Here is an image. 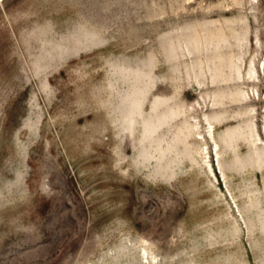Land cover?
<instances>
[{"label": "rangeland", "instance_id": "374dc122", "mask_svg": "<svg viewBox=\"0 0 264 264\" xmlns=\"http://www.w3.org/2000/svg\"><path fill=\"white\" fill-rule=\"evenodd\" d=\"M0 264H264V0H0Z\"/></svg>", "mask_w": 264, "mask_h": 264}, {"label": "bare ground", "instance_id": "6f19581e", "mask_svg": "<svg viewBox=\"0 0 264 264\" xmlns=\"http://www.w3.org/2000/svg\"><path fill=\"white\" fill-rule=\"evenodd\" d=\"M211 135V134H210ZM211 137V136H210ZM214 145H216V144H214ZM200 153H202V151H201V149H200ZM216 154H218V152H216ZM206 156V153L205 152H203V154H202V157H205ZM206 158H204L203 160H205Z\"/></svg>", "mask_w": 264, "mask_h": 264}]
</instances>
